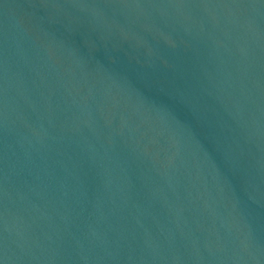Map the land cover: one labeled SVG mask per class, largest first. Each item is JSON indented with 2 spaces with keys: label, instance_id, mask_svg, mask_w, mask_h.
Masks as SVG:
<instances>
[{
  "label": "water",
  "instance_id": "water-1",
  "mask_svg": "<svg viewBox=\"0 0 264 264\" xmlns=\"http://www.w3.org/2000/svg\"><path fill=\"white\" fill-rule=\"evenodd\" d=\"M0 264H264V0H0Z\"/></svg>",
  "mask_w": 264,
  "mask_h": 264
}]
</instances>
